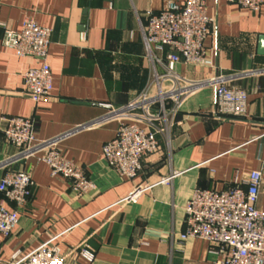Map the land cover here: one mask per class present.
<instances>
[{
  "label": "crops",
  "instance_id": "crops-1",
  "mask_svg": "<svg viewBox=\"0 0 264 264\" xmlns=\"http://www.w3.org/2000/svg\"><path fill=\"white\" fill-rule=\"evenodd\" d=\"M171 1L187 0H0V180L24 169L33 181L20 207L0 193L8 209L19 211L14 232L0 233V264L51 238L72 264H89L79 254L84 243L95 251L93 264H219L208 241L181 238L193 190L227 189L259 169L257 206L264 210V4L251 11L203 0L213 20L206 54L215 67L167 63L187 80L244 73L233 82L247 91L242 116L218 114L216 90L205 86L185 99L170 130L157 135L159 147L144 157L136 177H121L102 156L120 123L112 110L154 78L142 32L146 16ZM27 18L52 29L53 88L38 103L26 93L22 74L40 59L3 44L5 29L20 30ZM156 70L165 72L160 65ZM12 116L32 117L38 141L59 137V151L84 169L94 189L76 193L69 180L54 177L38 159L45 148L17 156L2 130Z\"/></svg>",
  "mask_w": 264,
  "mask_h": 264
},
{
  "label": "built area",
  "instance_id": "built-area-1",
  "mask_svg": "<svg viewBox=\"0 0 264 264\" xmlns=\"http://www.w3.org/2000/svg\"><path fill=\"white\" fill-rule=\"evenodd\" d=\"M251 11H259L264 0H227ZM213 20L203 0L184 4L168 2L159 11H149L142 25L147 56L152 62L154 78L126 105L114 108L112 115L120 121L115 136L103 145L102 156L123 178L133 179L143 167L146 155L157 151V135L170 130L185 99L194 91L213 86L216 90L217 113L240 117L246 111L247 91L233 82L244 73L215 75L201 80H187L167 68V63L214 68L206 54L205 41L212 32ZM52 29L33 19H25L20 30L6 28L5 47L20 57L40 59V64L22 74L26 93L38 103L53 88V75L48 63ZM165 68L159 74L156 66ZM3 128L5 138L20 151L17 156H35L45 162L54 177L69 180L76 193L94 189V183L83 168L65 158L57 148L59 137L38 141L32 117L12 116ZM263 181L262 170H253L244 182L223 190L197 187L185 204L182 239L208 241L220 255L219 264H264V210L257 206ZM33 181L26 170L7 173L0 180V193L16 207L24 205L32 194ZM132 196V195H131ZM129 196L128 198H131ZM19 223L18 209H8L0 201V233L10 236ZM79 254L93 264L95 251L87 244ZM9 264H72L60 253L51 238L28 253L16 252Z\"/></svg>",
  "mask_w": 264,
  "mask_h": 264
}]
</instances>
